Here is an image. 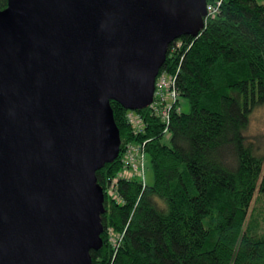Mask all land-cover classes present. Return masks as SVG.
I'll list each match as a JSON object with an SVG mask.
<instances>
[{"label": "water", "instance_id": "1", "mask_svg": "<svg viewBox=\"0 0 264 264\" xmlns=\"http://www.w3.org/2000/svg\"><path fill=\"white\" fill-rule=\"evenodd\" d=\"M206 0H7L0 9V264H91L95 172L120 153L110 101L141 110Z\"/></svg>", "mask_w": 264, "mask_h": 264}, {"label": "trees", "instance_id": "2", "mask_svg": "<svg viewBox=\"0 0 264 264\" xmlns=\"http://www.w3.org/2000/svg\"><path fill=\"white\" fill-rule=\"evenodd\" d=\"M160 70L178 94L168 123L145 107L137 110L143 129L134 132L128 110L110 101L120 153L95 172L104 211L91 264H264V231L247 221L256 188L264 193V156L246 135L251 113L264 105V0H220L196 37L168 46ZM128 142L144 143L151 185H112Z\"/></svg>", "mask_w": 264, "mask_h": 264}, {"label": "built area", "instance_id": "3", "mask_svg": "<svg viewBox=\"0 0 264 264\" xmlns=\"http://www.w3.org/2000/svg\"><path fill=\"white\" fill-rule=\"evenodd\" d=\"M219 3L220 0H218L215 5L206 4V15L214 14ZM177 45H179V43H177ZM174 80L171 74L165 70H159L154 80L152 100L146 106L155 116L159 117V119L165 123H168L170 120V112L175 106L178 95ZM125 116L126 121L134 132L142 131L143 119L141 115L137 113V110H128ZM145 159L146 155L143 142H128L125 144L120 156L121 167L116 178L113 179L112 185L117 182L118 179L132 178H137L144 184L142 177L145 169ZM107 194L113 196V191L110 187L107 189Z\"/></svg>", "mask_w": 264, "mask_h": 264}, {"label": "rangeland", "instance_id": "4", "mask_svg": "<svg viewBox=\"0 0 264 264\" xmlns=\"http://www.w3.org/2000/svg\"><path fill=\"white\" fill-rule=\"evenodd\" d=\"M262 3V1H259ZM179 109L183 113L189 111V104L183 97L178 98ZM246 135L251 141H254L259 146V153L264 156V105L257 107L250 115L249 124L246 130ZM264 174V166L262 167ZM147 185L153 183V172L150 166L149 158L145 159V169L142 177ZM247 221L258 224L260 230L264 231V193H259L257 188L248 208Z\"/></svg>", "mask_w": 264, "mask_h": 264}]
</instances>
